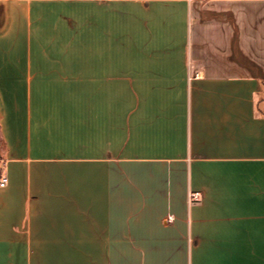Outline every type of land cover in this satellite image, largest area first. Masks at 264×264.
<instances>
[{
    "label": "crops",
    "instance_id": "crops-1",
    "mask_svg": "<svg viewBox=\"0 0 264 264\" xmlns=\"http://www.w3.org/2000/svg\"><path fill=\"white\" fill-rule=\"evenodd\" d=\"M0 136V264H264V0H0Z\"/></svg>",
    "mask_w": 264,
    "mask_h": 264
},
{
    "label": "built area",
    "instance_id": "built-area-1",
    "mask_svg": "<svg viewBox=\"0 0 264 264\" xmlns=\"http://www.w3.org/2000/svg\"><path fill=\"white\" fill-rule=\"evenodd\" d=\"M7 182V177L5 175L0 176V187H3ZM199 194L197 192H190L189 199L190 200H198Z\"/></svg>",
    "mask_w": 264,
    "mask_h": 264
},
{
    "label": "trees",
    "instance_id": "trees-1",
    "mask_svg": "<svg viewBox=\"0 0 264 264\" xmlns=\"http://www.w3.org/2000/svg\"><path fill=\"white\" fill-rule=\"evenodd\" d=\"M0 145L2 146L1 136H0Z\"/></svg>",
    "mask_w": 264,
    "mask_h": 264
},
{
    "label": "rangeland",
    "instance_id": "rangeland-1",
    "mask_svg": "<svg viewBox=\"0 0 264 264\" xmlns=\"http://www.w3.org/2000/svg\"><path fill=\"white\" fill-rule=\"evenodd\" d=\"M0 150H1V145H0Z\"/></svg>",
    "mask_w": 264,
    "mask_h": 264
}]
</instances>
